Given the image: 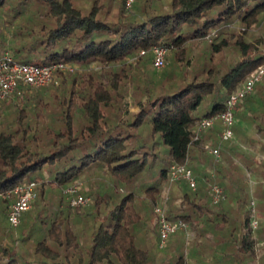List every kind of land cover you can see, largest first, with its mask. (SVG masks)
<instances>
[{"label":"trees","instance_id":"16d2710c","mask_svg":"<svg viewBox=\"0 0 264 264\" xmlns=\"http://www.w3.org/2000/svg\"><path fill=\"white\" fill-rule=\"evenodd\" d=\"M236 20L243 26H232ZM262 20L264 0H136L130 9L123 0H0V55L9 50L20 61L76 67L44 86L22 84L20 93L0 100V217L8 216L5 194L13 185L38 181L26 211L33 213L16 226L20 235L0 225V264L253 263L243 169L264 177V161L231 143L241 163L231 156L227 165L215 162L201 141L228 144L221 126L193 136L198 121L222 110L264 62L261 39L247 38ZM193 40L203 47L196 63ZM156 44L169 48L165 66L131 110L126 80L133 66H153ZM230 48L237 55L224 69L212 62ZM256 89L240 102V121H255L264 108V83ZM243 130L241 122L234 126ZM187 158L197 186L179 180L167 215L187 221L194 235L188 249L182 231L161 248L153 205L169 166ZM82 177L90 183L91 206L72 207L62 193L57 205L48 200L52 188ZM214 179L226 192L218 204L209 192Z\"/></svg>","mask_w":264,"mask_h":264},{"label":"built area","instance_id":"2783aa9c","mask_svg":"<svg viewBox=\"0 0 264 264\" xmlns=\"http://www.w3.org/2000/svg\"><path fill=\"white\" fill-rule=\"evenodd\" d=\"M127 9L134 6L136 0H123ZM217 35L216 31L207 35L212 40ZM153 50V66L160 69L165 66L166 56L169 48L164 44H156ZM145 50L141 51L144 54ZM75 65L67 61H53L50 63H33L16 59L9 50H4L0 55V100L10 97L14 92L20 93V86L28 85L40 87L52 82L58 71H73ZM264 78V62L254 68L244 79L243 83L231 92L222 110L209 116L202 117L196 126L193 140H199L203 132L212 129L218 122L221 124L220 136L224 140H229L234 136V126L236 124V112L239 104L244 98L252 94L256 85ZM201 145L205 150L212 154L216 160L221 158L220 146L212 140H202ZM214 175V174H213ZM185 179L189 185L195 189L197 179L193 168L189 165V158L183 163H172L169 166L168 182L171 184ZM38 181L30 180L13 185L6 196L11 197L8 220L13 227L18 226L22 221V215L29 210L36 199V187ZM64 194L72 207L86 206L92 201L91 196L86 195L81 190V182L76 181L64 188ZM210 197L213 204H218L226 198L224 187L217 181H213L210 186ZM167 200V199H166ZM157 223L159 229V247L163 248L171 235L178 231H184L187 238L190 235V224L181 219H170L167 215L165 206L156 205ZM253 217L251 225L253 229L258 226L259 218L252 209Z\"/></svg>","mask_w":264,"mask_h":264},{"label":"rangeland","instance_id":"374dc122","mask_svg":"<svg viewBox=\"0 0 264 264\" xmlns=\"http://www.w3.org/2000/svg\"><path fill=\"white\" fill-rule=\"evenodd\" d=\"M232 26H234L235 28H239L240 26H243V25H241V23L238 20H236L235 23ZM251 26L252 27L248 31L247 38L248 39L260 38L262 44H264V20H262V21H260L258 23L252 24ZM191 43H192V55H193V58H194V63H196L197 58L199 57L200 53L203 50V47L201 46V43L196 41V40H193ZM236 55H237L236 51L233 48L232 49L231 48L230 49H225L224 52L215 53L214 57L212 59V62L213 63H217L221 68L224 69L226 67V64L228 63V61L230 59H232V58H235ZM198 60H199V58H198ZM132 69H133V72H130L131 76L126 80L125 88L127 90V95L126 96H127V100L129 101V106L131 105L130 109L131 110H136L137 109L136 103L138 102L139 99L144 98L145 87L149 83V79L156 74L157 70L154 69L152 65H148V68H146L145 71L141 70V68H135V66H133ZM240 110H241V108H240ZM258 120L259 121L262 120L264 122V117L259 118ZM250 127H251V125H250ZM251 129L249 130V133H247V136H248V134H250L248 136V138H251V135L255 136V137H258L259 136L258 135L259 128L257 127L253 131ZM234 133H235V131H234ZM244 133H245L244 131L237 132L236 134H234V137L230 139V142H228V144L226 143V145H223V146L220 145L221 158L219 160H216L215 157L213 156V158L215 159V162H217V163L218 162H222L225 165H227L228 162H229V161H227V158L229 156H231L235 160L236 163H241V159L242 158H240L238 154H235V153H233L231 151V149H230L231 143L233 145L237 146L241 150H245V151L248 150L252 155L257 156L256 158L259 157L260 160L264 161V156L258 155L259 149H256L257 145L259 146V143L256 144L253 141H251V142L248 141L247 142L246 139H245L246 134H244ZM227 145L229 146V148L226 147ZM225 148H226V150L224 151ZM203 149L205 150V148H203ZM261 151L264 152L263 150H261ZM253 152H256V154H254ZM207 153H209V152L207 151ZM212 172H213L212 175L214 173H216V171L214 169L212 170ZM243 176H244L243 180L246 183V191H247V193L249 195V208L251 210L254 208L255 215L258 216V206H257V202H256V197H255L256 192L253 189H255V187H256L255 186L256 180L258 179L259 176H257L255 172H252L249 169H245V168L243 169ZM213 177H216V174H214ZM214 181L218 182L217 179H214ZM80 182H81V190H82V192H84L88 196H91L89 193H87L88 189L90 187V183L85 181V179L83 177L80 179ZM64 188L63 187L52 188L53 195L52 196H50V195L48 196V200L51 201L52 205L55 204V201L57 200V196H60L61 193L64 194V191H63ZM179 193H180V188L178 186V182H174V183L171 184L170 182L167 181L166 184L164 185L159 197L157 198V202L156 203L154 202L153 210L155 211L156 205L160 204L162 206H165V209L167 211L168 208H169V201L171 199V196L173 194H179ZM91 198H92V196H91ZM66 200L68 201V199H66ZM44 202H46V200H44L43 203ZM57 204L58 203H56L55 205H57ZM90 204H91V202L89 204H87L86 206H82L81 208H86L87 206H91ZM33 206H34V203H33ZM32 213L33 212H31V211H29L28 213H26V211H25L23 213L24 215H22V217L23 216L26 217L27 214L29 216V214H32ZM152 224L153 225L156 224L158 226L157 214L156 213H155L154 221H152ZM0 225L4 229L12 228V230H14V232H15L14 233L15 236L20 235L19 231L16 230L17 228L13 227L10 224V222L8 220V216L6 217L5 215H2L0 217ZM77 227L80 228V224H78ZM254 231H256V229H254ZM193 235H194V233H191L188 236V238H187V240H188L187 246L188 247H189V244L191 243ZM22 245L23 244L20 242L19 243V250L22 249ZM251 264H253V263H251Z\"/></svg>","mask_w":264,"mask_h":264},{"label":"crops","instance_id":"0c3cea01","mask_svg":"<svg viewBox=\"0 0 264 264\" xmlns=\"http://www.w3.org/2000/svg\"><path fill=\"white\" fill-rule=\"evenodd\" d=\"M261 83H264V80ZM240 108L241 107H239L237 111H239ZM262 117H264V108L259 110V116L256 118L255 121H252L251 119L240 121L238 118H236V124L238 122H241L243 124V126H244L243 131L245 132L244 134H246V137H245L246 141L247 142L253 141L256 144L259 143V146L257 145V147H256V149H259V153L256 150L255 151L258 153V155L264 156V152L261 151V150L264 151V149L262 148V146L264 145V122L262 120H261L262 122L258 120L259 118H262ZM216 125L221 126L220 122H218ZM250 125H251V127H250ZM257 127L259 128V133H258L259 136L255 137V136L251 135V138H248V136L250 135V134H248V136H247V133H249V130L252 128L251 130L253 131ZM236 133L237 132H235L234 134H236ZM203 140L204 141L205 140H212V138H205ZM247 152L250 153L248 150H247ZM256 152H253V153L256 154ZM255 186L256 187L253 190H255V192H256L255 197H256V202H257V206H258L259 222H258V226L256 228V231H254V238L256 241V243H255L256 258L254 259L253 264H264V177L263 176L260 175L258 177V179L256 180ZM182 232H184V231H182ZM191 233H194L193 229L190 230V234ZM184 234H185V232H184ZM174 235L175 234L171 235V237ZM185 236H186V234H185ZM188 248L189 247H187V249Z\"/></svg>","mask_w":264,"mask_h":264}]
</instances>
